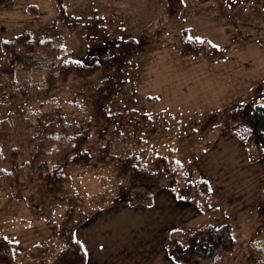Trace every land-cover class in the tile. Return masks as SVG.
Listing matches in <instances>:
<instances>
[{
	"label": "rangeland",
	"instance_id": "rangeland-1",
	"mask_svg": "<svg viewBox=\"0 0 264 264\" xmlns=\"http://www.w3.org/2000/svg\"><path fill=\"white\" fill-rule=\"evenodd\" d=\"M181 3L176 18L166 0H64L63 14L52 0H7L0 8V43L24 48L21 35L28 33L32 40L58 38L61 53L85 65L110 60L107 71L54 87L46 85L49 70L33 61H44L38 52L12 54L11 71L0 73V122L9 118L12 125L0 139V169L14 174L12 185L0 180V236L14 264H56L53 251L74 239L83 221L121 204L127 177L118 169L130 155L152 171H177L208 188L207 196L184 200L202 214L175 240L205 224H229L234 248L219 254L222 264H248L249 243L264 245L263 147L256 139L245 147L246 127L230 122L239 106H264V0ZM185 40L203 41L204 49L185 53ZM128 41L135 47L120 65ZM2 60L0 46V66ZM101 85L110 95L94 108ZM57 117L88 131L91 160L67 169L64 190L52 196L26 176L34 173L30 139ZM160 188L169 189L166 178Z\"/></svg>",
	"mask_w": 264,
	"mask_h": 264
},
{
	"label": "trees",
	"instance_id": "trees-1",
	"mask_svg": "<svg viewBox=\"0 0 264 264\" xmlns=\"http://www.w3.org/2000/svg\"><path fill=\"white\" fill-rule=\"evenodd\" d=\"M7 0H0V8ZM56 5L59 14L64 13V0H52ZM167 14L176 18L181 10V0H166ZM21 40L25 42V47L21 48L13 41H2L0 43L3 60L0 66V73L10 72L11 55L25 52L40 53L43 58L41 65L37 62V57H33L36 66L42 71H48L46 85L56 86L58 83H66L72 77L90 78L99 70L107 71L110 66V60L105 59L101 63L85 65L69 59L61 53V43L58 38L44 41L41 37L34 40L28 33L21 35ZM134 42H126L124 51L117 56V62L123 65L127 55L133 51ZM204 49L201 43L194 40H185L183 51L198 55ZM36 58V59H35ZM110 88V94L117 90L112 79L105 81ZM106 93L103 85L97 89V96L93 100L94 108H98L103 101L110 95ZM230 122L246 127L244 131L248 134L245 147H248L252 140H258L263 147L262 159L264 161V106L248 104L233 109L230 113ZM32 124L26 120V127L30 128ZM41 133L38 140L31 138L30 142L36 144V149L32 158V168L34 173L26 176L30 185L40 183L45 190L52 196L61 193L68 178L65 171L71 167L85 166L90 163L91 156L85 150L88 143V131L78 132L77 125L73 122H66L61 117L53 121L40 124ZM12 128L9 118L0 122V139L6 135ZM23 168L19 169V174L23 175ZM118 175L127 177L124 198L121 204L129 206L141 205L150 207L153 204V193L158 190L164 178H166V187L174 192L176 199L185 200L191 198L195 193L207 196L208 188L200 183L197 188L180 172L169 170L152 171L147 165L141 163L136 156H127L119 166ZM13 173L5 172L0 169V180L7 179L10 184L13 183ZM130 188H140L143 194L139 196H130ZM259 235V233L257 234ZM234 239L231 232V226L224 224L214 227L210 224L196 229L188 234L184 242L173 240L168 248L169 257L178 264H222V257L219 254L229 255L233 252ZM248 264H264V245L260 240H254L249 243ZM86 255L81 244L76 240H71L59 252L57 264H85ZM0 264H14V253L10 243L0 236Z\"/></svg>",
	"mask_w": 264,
	"mask_h": 264
},
{
	"label": "crops",
	"instance_id": "crops-1",
	"mask_svg": "<svg viewBox=\"0 0 264 264\" xmlns=\"http://www.w3.org/2000/svg\"><path fill=\"white\" fill-rule=\"evenodd\" d=\"M201 214L195 205L160 188L150 207L114 204L96 210L72 240L87 252L85 264H178L167 253L175 240L171 236ZM62 249L53 251L56 264Z\"/></svg>",
	"mask_w": 264,
	"mask_h": 264
},
{
	"label": "snow or ice",
	"instance_id": "snow-or-ice-1",
	"mask_svg": "<svg viewBox=\"0 0 264 264\" xmlns=\"http://www.w3.org/2000/svg\"><path fill=\"white\" fill-rule=\"evenodd\" d=\"M201 43H203V41H200ZM213 47H218L217 45H213ZM7 239V238H5ZM85 255H87V252L85 251Z\"/></svg>",
	"mask_w": 264,
	"mask_h": 264
}]
</instances>
